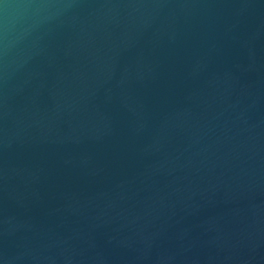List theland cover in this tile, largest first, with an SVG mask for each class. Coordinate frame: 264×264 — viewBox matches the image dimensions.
Segmentation results:
<instances>
[{"label":"water","instance_id":"95a60500","mask_svg":"<svg viewBox=\"0 0 264 264\" xmlns=\"http://www.w3.org/2000/svg\"><path fill=\"white\" fill-rule=\"evenodd\" d=\"M0 264H264V0H0Z\"/></svg>","mask_w":264,"mask_h":264}]
</instances>
